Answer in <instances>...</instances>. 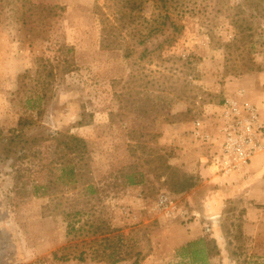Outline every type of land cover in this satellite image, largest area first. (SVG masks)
<instances>
[{
    "label": "rangeland",
    "instance_id": "374dc122",
    "mask_svg": "<svg viewBox=\"0 0 264 264\" xmlns=\"http://www.w3.org/2000/svg\"><path fill=\"white\" fill-rule=\"evenodd\" d=\"M217 1L187 15L160 56L163 38L135 46L119 27L136 48L127 58L101 47L96 5L111 15L114 0H4L0 264H264V215L251 224L256 204L216 200L223 185L213 171L228 85L264 68V0ZM22 117L30 136L55 130L88 143L78 176L46 196L30 181L60 174L50 142L23 160L3 155L1 140Z\"/></svg>",
    "mask_w": 264,
    "mask_h": 264
},
{
    "label": "trees",
    "instance_id": "16d2710c",
    "mask_svg": "<svg viewBox=\"0 0 264 264\" xmlns=\"http://www.w3.org/2000/svg\"><path fill=\"white\" fill-rule=\"evenodd\" d=\"M112 1V0H106ZM116 1V10L110 15L104 11L102 6L96 5V14L100 17L99 20L103 25L101 47L103 51L123 50L127 58L133 56L135 52L134 46L126 45L120 40L122 33H118L116 29L119 27L130 33L131 38L136 41L135 46L145 45L149 40H159L163 38V42L159 44V56L165 49H171L177 43L179 38L186 30V16L191 14L203 13L208 7H203L202 4L207 0H114ZM214 0H208L212 2ZM224 0H218L216 4H223ZM258 3V7L263 3V0H245L248 7H254ZM150 7L153 8L150 16H146ZM242 8V6H241ZM5 10L4 0H0V16ZM29 11H32L29 9ZM111 17L115 23L111 24ZM241 22L240 19L236 23ZM128 42V41H126ZM148 53L147 48L144 49V56ZM72 71V70H71ZM256 72H264L262 66H257ZM52 75V73H50ZM32 124L29 118H20L18 126L11 129L10 135L2 138L3 155L8 158L11 155L17 156L20 154L19 160L27 157L28 153H34L36 147H43L44 143L50 142L53 147V154L59 156L58 162L61 163L60 174L54 173L53 168L49 170L52 175L42 176L41 178L34 177L32 182V193L36 196H46L52 192L57 184H67L71 182L75 176H78L80 166L84 163L88 155V143L85 139L67 135L64 132L49 131L44 135L30 136L23 129ZM82 120L79 125H85ZM35 154V153H34ZM36 155V154H35ZM19 156V155H18ZM69 164V165H67ZM165 171H176L175 168L165 162ZM82 170V167L80 171ZM135 176H128V183L135 184ZM121 260V259H120Z\"/></svg>",
    "mask_w": 264,
    "mask_h": 264
},
{
    "label": "crops",
    "instance_id": "0c3cea01",
    "mask_svg": "<svg viewBox=\"0 0 264 264\" xmlns=\"http://www.w3.org/2000/svg\"><path fill=\"white\" fill-rule=\"evenodd\" d=\"M238 85L243 87L235 93L234 87ZM227 94L226 102L229 103L241 105L243 102L255 107L257 103L260 107L256 108L259 109L257 110L264 120V72L235 79L228 85ZM248 94H250L252 103L247 100ZM213 171L216 172V179L220 181L219 185H223L216 192L218 196L216 200L225 199L227 202L228 200L239 198L243 199L245 204H256L250 205L251 208L248 209L246 219H248L249 223L253 224V222H257L259 218H262L264 207L257 206V204L261 203V205H264V152L258 154L248 166L229 174L220 172L219 164L216 168L213 167ZM217 203L219 204V202ZM217 217L219 219L221 216H213L212 218L217 219Z\"/></svg>",
    "mask_w": 264,
    "mask_h": 264
},
{
    "label": "built area",
    "instance_id": "2783aa9c",
    "mask_svg": "<svg viewBox=\"0 0 264 264\" xmlns=\"http://www.w3.org/2000/svg\"><path fill=\"white\" fill-rule=\"evenodd\" d=\"M222 122L224 148L219 171L229 174L248 166L264 152V120L257 108L249 103L238 105L227 102ZM167 202L160 201V205L165 207ZM168 204L172 205L171 202Z\"/></svg>",
    "mask_w": 264,
    "mask_h": 264
}]
</instances>
